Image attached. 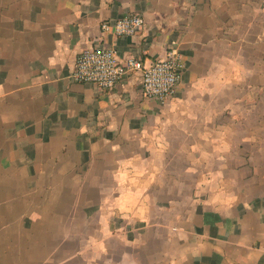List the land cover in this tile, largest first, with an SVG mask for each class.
<instances>
[{
    "label": "crops",
    "instance_id": "1",
    "mask_svg": "<svg viewBox=\"0 0 264 264\" xmlns=\"http://www.w3.org/2000/svg\"><path fill=\"white\" fill-rule=\"evenodd\" d=\"M171 40V98L68 78ZM0 264H264V0H0Z\"/></svg>",
    "mask_w": 264,
    "mask_h": 264
},
{
    "label": "built area",
    "instance_id": "2",
    "mask_svg": "<svg viewBox=\"0 0 264 264\" xmlns=\"http://www.w3.org/2000/svg\"><path fill=\"white\" fill-rule=\"evenodd\" d=\"M141 14H127L118 19L103 21L101 30L116 36L132 35L142 30ZM183 62L177 43L168 42L162 57L144 64L138 57L118 58L113 48L98 44L80 50L68 78L75 82H88L101 89L112 88L130 71H139L141 94L146 98L165 100L176 91Z\"/></svg>",
    "mask_w": 264,
    "mask_h": 264
}]
</instances>
